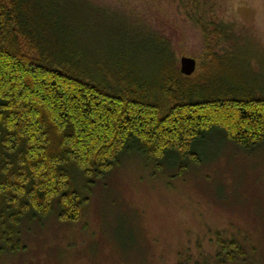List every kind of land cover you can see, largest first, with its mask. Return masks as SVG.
Wrapping results in <instances>:
<instances>
[{
    "label": "trees",
    "instance_id": "16d2710c",
    "mask_svg": "<svg viewBox=\"0 0 264 264\" xmlns=\"http://www.w3.org/2000/svg\"><path fill=\"white\" fill-rule=\"evenodd\" d=\"M88 1L0 0V256L24 250L25 219L55 212L60 221H79L91 188L126 156L177 167L180 176L204 158L195 147L210 134L246 151L264 144L259 76L218 64L232 48H211L212 35L230 40L229 28L204 16L217 0L186 3L209 47L189 76L150 31L156 43L141 52L139 66L125 45L105 53L85 46ZM218 244L233 260L236 244Z\"/></svg>",
    "mask_w": 264,
    "mask_h": 264
},
{
    "label": "rangeland",
    "instance_id": "374dc122",
    "mask_svg": "<svg viewBox=\"0 0 264 264\" xmlns=\"http://www.w3.org/2000/svg\"><path fill=\"white\" fill-rule=\"evenodd\" d=\"M188 1L89 0L84 45L99 44L103 53L125 45L139 66L155 42L150 31L168 43L178 68L182 56L197 63L209 47L185 12ZM205 13L229 28V41L211 36L213 51L232 48L218 54V64L259 76L264 86V0H217ZM195 148L204 158L180 176L177 167L156 169L138 154L126 156L91 188L79 221H60L55 212L25 219L24 250L4 252L0 264H264V144L246 151L210 134ZM219 241L236 244L233 260Z\"/></svg>",
    "mask_w": 264,
    "mask_h": 264
},
{
    "label": "water",
    "instance_id": "95a60500",
    "mask_svg": "<svg viewBox=\"0 0 264 264\" xmlns=\"http://www.w3.org/2000/svg\"><path fill=\"white\" fill-rule=\"evenodd\" d=\"M196 60L191 57L182 56L180 58V72L184 75H191L196 69Z\"/></svg>",
    "mask_w": 264,
    "mask_h": 264
}]
</instances>
